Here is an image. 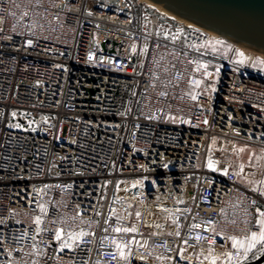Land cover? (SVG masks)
Segmentation results:
<instances>
[{
    "label": "built area",
    "instance_id": "built-area-1",
    "mask_svg": "<svg viewBox=\"0 0 264 264\" xmlns=\"http://www.w3.org/2000/svg\"><path fill=\"white\" fill-rule=\"evenodd\" d=\"M178 28L184 34L173 42ZM215 39L222 40L200 27L168 18L145 0H0V145L4 146L0 147V220L4 221L0 223V264H117L111 240L130 242L133 236L132 264H161L156 257L162 254L174 256L170 264H200L202 251L210 245L194 237L211 234L204 221L211 219L218 229L232 233L238 228L229 221L243 220L249 201L264 205V197L252 191L264 187L259 183L264 181V167L244 168L242 176L257 182L244 184L228 159L238 145L264 149V65L255 63L264 57L228 42L233 51L218 54L205 43ZM236 51L247 57L243 65L235 63ZM89 53L95 59L86 62ZM189 60L207 63L214 76L203 77V69L196 72V64ZM193 79L204 83L195 88L190 83ZM161 81L171 83L163 89ZM208 85L216 88L211 99L204 91ZM161 90L168 91L167 98L157 96ZM189 91L203 94L193 101ZM161 107L199 126L145 118L158 115L156 109ZM128 108L130 114L120 115ZM197 117L209 123H199ZM29 121H34L35 131L24 130ZM16 123L23 127H8ZM213 138L222 153L211 149ZM210 150L212 158L220 161L218 168H228L227 176L207 168ZM160 153L171 162L167 169L152 165L156 171L144 172L138 167L159 160ZM138 180L144 181L143 188L132 187ZM45 184L53 187L40 194L48 214L42 225L45 231L36 235L33 220L40 213L33 186ZM112 208L121 216L125 209L133 213L121 221L124 226L137 223L134 213L141 211L143 235L104 232ZM163 208L177 217L187 245L167 235L176 226L166 219L169 214ZM185 208L191 211L184 212ZM97 211L102 215L97 216ZM77 212L80 216L73 222ZM61 219L66 223L61 225ZM109 223L115 226V217ZM193 223L204 226L192 229ZM69 225L95 235L86 237L79 247L61 251L54 231L61 226L67 230ZM22 231L27 235L19 239ZM222 236L215 237V251H223L222 245L230 247ZM165 242L169 246L160 247ZM181 247L189 260L180 259ZM137 253L146 259H136Z\"/></svg>",
    "mask_w": 264,
    "mask_h": 264
},
{
    "label": "snow or ice",
    "instance_id": "snow-or-ice-1",
    "mask_svg": "<svg viewBox=\"0 0 264 264\" xmlns=\"http://www.w3.org/2000/svg\"><path fill=\"white\" fill-rule=\"evenodd\" d=\"M90 14V13H89ZM24 16H27V12L23 13ZM191 27V26H190ZM193 31L198 32V29H193ZM184 34V30L182 28H178L176 34L172 35V40L173 42H175L179 36H183ZM167 36V34H165ZM185 40H187V37H185ZM205 43L207 45H209L212 48V51L215 52L217 50V46H222L224 47L227 51H233V49H231V46L227 45L225 41L220 40V39H215V40H206ZM27 44L29 46H31L33 44V41L31 39H29L27 41ZM157 47H159V45H157ZM189 47H196L195 45H189ZM132 51L133 53L136 52V47L135 45H133L132 47ZM147 51V47H145V52ZM197 51H199V48H197ZM185 56H187V53H184ZM236 55L239 57V59H237L235 61L236 64L238 65H243L245 63V60L247 59V57H245L244 53L236 51ZM95 59V55L94 53H89L88 57H87V61L86 62H90L93 61ZM189 63H195L196 67H195V71L196 72H200L201 69H203L202 72V76L205 78H210L214 76L213 72H210L208 70L209 65L207 63H200L197 61H192L189 60ZM157 64H159V61H156ZM256 64L259 65H264V60L262 59H257L255 61ZM57 67H60L59 65ZM173 67H175V65H173ZM65 71H67V69H65ZM165 71H167V69H165ZM219 74V68L216 69L215 71V75ZM154 80L159 81L160 77L159 75H155L153 76ZM175 79L177 81H179L180 79V75L177 74ZM169 83H171V81H169L168 83H165L163 81H161V84L163 86V89H167ZM190 83L195 87V88H200L201 85L204 83L203 79H193L190 81ZM178 86V83L177 85ZM151 87L155 88L156 84L153 83L151 84ZM205 92L208 93V98L211 99V93L216 91V88L214 85H208L205 87L204 89ZM203 93H194L189 91L187 93V95L191 98V100L193 101H197L198 100V95H202ZM133 95H135V93H133ZM169 95L168 91L166 90H161L157 93V96L160 98H167ZM173 98H175V96H173ZM97 99H99V97H97ZM180 99H183V97H180ZM129 103H131L129 101ZM157 103H159V100L157 101ZM169 109H171V105L168 106ZM202 107V106H201ZM177 111H182V109H178ZM131 112V108L126 109L124 112H121L120 115L125 116L127 114H130ZM156 112L158 113V115L156 114H146L145 118L149 121H157V122H163V123H171V124H188V125H192V121L191 119H185L183 116H179V115H173L171 113V111H169L168 113H165L164 108H157ZM141 114H144L141 110ZM17 114L16 112L12 113V116L15 117ZM44 120L45 123H47V118H42ZM137 119H139V117H137ZM198 121H199V117H197ZM34 123V121H29V128H26L24 130H29L31 129L32 131H35V128H31V125ZM199 123H202L204 125H207L209 123L208 119L205 118L202 121H199ZM193 127H197L199 126L197 125H192ZM9 128H17L20 129L23 126L20 123H16V124H9L8 125ZM140 126L137 124L136 128H139ZM237 135H239V133H237ZM250 138V137H249ZM70 143L75 144L76 141L72 140L70 141ZM216 143V139L213 138L212 140V144L214 145ZM0 147H4L3 145H0ZM81 148H83V145H80ZM247 150V147H240L238 149H234V151H238L240 153H244ZM5 151H7V149H5ZM94 151V149H93ZM137 151H140V149H137ZM262 153H264V149L261 150ZM145 155L147 156L148 153L147 151H145ZM7 158V157H6ZM255 158L258 162H264V154L257 156L255 152H251L249 155V166H251V161L252 159ZM61 160H65L68 159V157H60ZM198 159V158H197ZM171 162L166 160V157L164 156L163 153L159 154V160L157 159H152L150 164H140L138 165V167L143 170L144 172H154L156 171V168L152 167V165H155L156 167H163L165 169H167L169 167V164ZM220 164V161L218 160H214L212 158L211 155V150L209 153V156L207 158V168L212 171V172H217V171H222L224 175H228V168H224V169H219L218 165ZM262 167H264V163L261 164ZM37 168H39L40 166L37 165ZM53 167H55V165H53ZM113 167H115V165L113 164ZM244 165L240 166V170L235 172L234 175L235 176H240L241 173H243L244 171ZM93 171H95V168H93ZM76 175H83V173H74ZM254 175V174H253ZM17 179H21L22 177L17 176ZM144 179H147V177H145ZM212 182L209 181V184H211ZM247 183L249 185L255 184L257 183L256 181L252 180V179H247ZM260 184L264 185V181H260ZM152 184L156 185L157 182L156 180H152ZM144 186V181L143 180H138L133 182L132 187L133 188H143ZM50 187H53L51 185H47L45 184L42 188H37L36 186H33V191H35L37 193V201H36V206L39 209V215H35L34 216V224H35V233L36 235L41 234L43 231H45V229L42 227L43 223H44V217L47 216L48 214V207L46 202H42L40 200V194L41 193H45L46 190ZM55 187H60V185H55ZM66 187L71 188L72 185H67ZM117 191H120V185L117 184L116 186ZM124 191H127V189H123ZM253 192H257L261 197H264V187H253L252 188ZM134 198V197H133ZM157 200H159V197L156 198ZM193 200L195 199V197L192 198ZM207 199V198H205ZM178 203H184L183 200H178ZM77 208H79V205L76 206ZM132 205L129 204V208H131ZM252 209V211L250 212L249 209ZM125 215L121 216L120 214L117 213V210L112 208L110 209V215L105 219V224L107 225L103 231L104 232H108L109 230H111L114 233H118V234H123L124 236H128L129 234H139V235H143L142 233L139 232V229L141 226H145L143 223V213L139 210L135 211L134 215L136 217L137 223L135 224H131L130 226H124L121 221L130 218L133 213L128 211V209H125ZM163 212L168 213L169 216L166 217V219H171L172 225H175L176 227L172 230L167 232V235L169 237H175V238H181V232L179 230V221L177 219V217L175 216V214L173 213V211L171 209L168 208H163L162 209ZM177 212L181 211L180 209L176 210ZM184 212H190L191 209L189 208H185L183 209ZM151 214V213H149ZM97 216L102 215V213H100L99 211L96 212ZM77 216H80V213L77 212L76 216L72 217V221L75 222ZM115 217V226H112L109 221L112 220V218ZM3 220H0V223H3ZM17 223H20V221H17ZM53 224L56 223L55 220L52 221ZM61 225L65 224L66 221L64 219H61L60 221ZM81 223H85V221L83 219H81ZM89 224L92 223V221H88ZM97 226H99V221H96ZM229 223L231 225H233L234 227L238 228V231L229 233L226 232L223 228L218 229L216 223L211 220L208 219L206 221H204V224L207 225V230L210 231V235L209 236H202L200 234H197L194 239L199 243L200 241H204L207 242L210 247L207 248L206 250H203L204 252V259L200 261V264H205V261L207 262V264H250V260L251 259H256L258 258L257 254H259V256H264V205H261L257 202V200L253 199L251 201H249L247 203V205L244 207V218L241 221H237L236 219H232L229 221ZM242 224L243 227H239V225ZM148 227H151L152 225H147ZM204 225L201 223H193L190 227L192 229H201ZM155 227L157 228H161L162 225L160 224H156ZM51 231V230H49ZM223 234L222 238L224 241L230 243V247L226 245H222L223 251L219 254L216 253L215 251V245L217 243L215 237L218 235ZM27 235L26 231H22L21 232V236L19 237V239H23L24 236ZM95 233L91 232V231H85L83 228H81L79 231H76L74 229H72L71 225L68 226L67 230L65 229V227L61 226V227H57L54 231V239L59 242V247L60 250L63 251L64 249H73L74 247H79L80 244L85 242V238L86 237H90V236H94ZM153 235H156L155 233H153ZM33 240H35V236L33 237ZM136 243L135 241V237L133 236L131 241L129 242L127 239H112L111 240V244L112 246L115 248V253H112L113 259L117 260V264H120V262H123V264H132V258L134 256V253L131 250V244ZM183 244L187 245L188 244V239H183ZM143 246L145 248L149 247L148 245V241L145 240ZM168 243L165 242L164 244H161L160 247H168ZM196 245H192V247H195ZM33 247H35V244L33 245ZM89 251H91L89 249ZM185 248H179L178 250V255L180 257L181 260H189L190 258L185 255ZM11 253H9L10 255ZM135 258L139 259V260H145L146 257L143 254L137 253L135 254ZM156 259L158 261L161 262V264H170L171 261L174 260V256H169V255H159L156 257ZM96 264H100V261H97Z\"/></svg>",
    "mask_w": 264,
    "mask_h": 264
},
{
    "label": "water",
    "instance_id": "water-1",
    "mask_svg": "<svg viewBox=\"0 0 264 264\" xmlns=\"http://www.w3.org/2000/svg\"><path fill=\"white\" fill-rule=\"evenodd\" d=\"M230 44L264 56V0H148ZM260 256L250 264H261Z\"/></svg>",
    "mask_w": 264,
    "mask_h": 264
},
{
    "label": "rangeland",
    "instance_id": "rangeland-1",
    "mask_svg": "<svg viewBox=\"0 0 264 264\" xmlns=\"http://www.w3.org/2000/svg\"><path fill=\"white\" fill-rule=\"evenodd\" d=\"M223 41H225V40H223ZM225 42H226L227 45L231 46V49H233L232 45L228 44L227 41H225ZM215 52L218 53V54H221V55H224L225 56L230 51H227L222 46H217V50ZM216 143H217V141H216ZM216 143L214 145H211V149H215L218 153H222L223 152V149H221L219 146H217ZM245 146L247 147V150L244 153H240L238 151H234L233 150L231 152V154H230V157L228 158L233 163V165L235 166L234 168L236 169V171H239L240 170V166L241 165H244L245 166L244 168H246V167L258 168L263 163V162H258L255 158H253L252 161H251V166H249V155H250L251 152H255L257 156L262 155L263 153H262V151L260 149H258L256 147H253V146H249V145H238L234 149H238L240 147H245ZM238 177H239V179H240V181L242 183L247 184V179H249V178H244L242 176V173ZM221 252L222 251H216L217 254H219ZM202 253L204 255V252L203 251H202Z\"/></svg>",
    "mask_w": 264,
    "mask_h": 264
},
{
    "label": "bare ground",
    "instance_id": "bare-ground-1",
    "mask_svg": "<svg viewBox=\"0 0 264 264\" xmlns=\"http://www.w3.org/2000/svg\"><path fill=\"white\" fill-rule=\"evenodd\" d=\"M145 1L149 4V6H150L151 8H154V9H156V10L162 12V13L165 14L168 18H170V19H172V20H175V21H177V22H179V23H182V24H184V25H186V26H194L193 24H191V23H189V22H186V21H184V20H182V19H180V18L174 16L173 14L169 13L168 11H166V10H164V9H162V8H160V7H158V6H156V5L153 4L152 2H150V1H148V0H145ZM216 37H217V36H216ZM217 38H219V37H217ZM244 50H247V49H244ZM263 57H264V56H263Z\"/></svg>",
    "mask_w": 264,
    "mask_h": 264
}]
</instances>
